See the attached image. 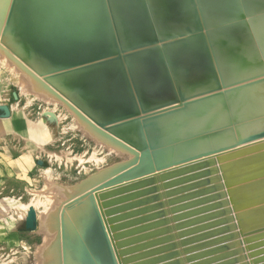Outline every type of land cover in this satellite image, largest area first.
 Wrapping results in <instances>:
<instances>
[{
	"label": "bare ground",
	"instance_id": "1",
	"mask_svg": "<svg viewBox=\"0 0 264 264\" xmlns=\"http://www.w3.org/2000/svg\"><path fill=\"white\" fill-rule=\"evenodd\" d=\"M111 1L82 0L83 3H87L82 11L87 12L90 18L88 22L101 23L104 28L103 18L105 17L108 22V12L112 19L113 9L106 5ZM245 1L247 3L244 10L248 16L243 17L238 13L234 24L223 26L221 24L224 23L222 0H211V7L210 0H196L199 6L198 11L193 8V0H189L190 9L198 19L194 39L177 41L152 39L145 43L142 40L125 42L118 37L117 40L111 37L109 43L113 48L107 50L105 46H100V41L93 38L96 27L89 24L86 25V30L90 33L86 43L91 46L88 50L90 56H46L32 44L31 33L26 32L25 27L32 30L33 21H37V24L40 21L48 29L62 31L65 28L66 31L67 24H79L83 20V16L76 17L77 14L71 13L68 9L69 5L76 1L14 0L7 19L11 0H0V55H2L0 58L8 57L17 66L16 69L20 67L23 70L21 73H24L23 76L26 79L23 81L24 87L37 90L39 94L65 108L82 129L98 140L101 145L104 144L109 152L127 157L125 161L116 162L110 168L100 171L92 180H87L80 187L77 185L78 188H74L76 190L68 195L67 201H64L63 206L57 210L58 264H121L101 207L102 200L115 195L101 200L98 194L147 179H154V183H146L133 190L155 186L160 198L158 201H150L137 208L161 202V208L146 211L140 215H147L161 209L165 212L167 224L171 226V236L177 245L179 264H189L199 260L187 261L185 259L187 254L210 249L233 240L239 243L237 252H241L243 259L236 263L252 264L243 241L244 237L264 229L248 234L241 232L226 193L222 172L219 169L220 163L217 160L220 155L264 142V136L239 142L241 139L264 132V20L256 27L257 20L264 18V6L258 7L256 2L260 1L264 5V0ZM99 3L101 7L98 6ZM259 10L263 11L250 16ZM198 12H200V21ZM228 31H232L231 35ZM114 41L117 43L118 52L114 51ZM107 42L104 39V43ZM139 43L145 44L138 45ZM125 44H133L134 47L124 46ZM83 51L86 53V50H79L78 54ZM97 56L101 58L86 61ZM118 56L120 61L118 64L115 62V70L105 64L93 65L97 61H107ZM75 63L76 65L72 68H64ZM90 64L93 66L80 68ZM76 68L81 70L69 73L71 69ZM23 91V93L27 92ZM148 118L152 120L146 121ZM211 132L214 134H210ZM136 159L138 162L134 164ZM201 162H207V164L191 171L178 172L164 180L159 178L161 173ZM262 167L260 165L255 169ZM198 172L203 174L186 182H179L172 187L162 186L163 182ZM207 177L210 179L201 182ZM193 182L198 185L192 189L168 197L164 194L168 189ZM214 183H218L219 191L223 193V197L217 200L223 201V208L226 210L182 229L211 222L213 224L201 227L187 235L177 236L178 230L174 228V223L189 217L173 221L169 207L205 197L215 191L206 190L171 204H168L167 199L203 189ZM153 195V192H149L135 199ZM219 208L221 207L209 208L194 216L212 213ZM160 218L154 217L141 224ZM100 222L107 240L103 235ZM162 226L166 225L159 227ZM153 229L155 228L141 230L120 240ZM208 231L213 232L188 244H179L180 239ZM166 235H169V232L153 235L154 237L150 238L145 237L133 244L148 243ZM260 240H264V237L256 241ZM163 243L148 244L124 256L155 249ZM196 243H201L203 246L183 252V246ZM262 248L264 244L252 247L251 251ZM233 249L234 247H230L227 250ZM168 250L161 253L160 251L151 252L130 263L167 254L171 251ZM221 252L224 251L215 252L212 256ZM46 253H48L47 258H51L50 262H54L56 256L54 258L49 250ZM259 253L264 254V252ZM207 256L211 254L200 259ZM235 256L237 257V255H231L208 264H215ZM172 258L170 256L167 260ZM167 260L159 259L150 264H162Z\"/></svg>",
	"mask_w": 264,
	"mask_h": 264
},
{
	"label": "water",
	"instance_id": "2",
	"mask_svg": "<svg viewBox=\"0 0 264 264\" xmlns=\"http://www.w3.org/2000/svg\"><path fill=\"white\" fill-rule=\"evenodd\" d=\"M13 3H14V0H11L9 9L7 12V19L11 13ZM108 15H109V20H108L109 26L108 27L110 29L109 36L113 37V33H115L114 23L110 17L109 12H108ZM113 44H114V51L118 52L116 41H114ZM100 56L93 57L91 59L89 58L86 61H91L92 59H96V58L99 59L98 57ZM119 61L120 60L118 56L116 58H112L107 61H104V60L97 61L96 64H93V65L105 64L110 69L115 70L116 69L115 62L116 64H118ZM75 65L76 63L72 65H67L64 68H72ZM93 65L92 64L85 65L80 68H87L88 66H93ZM77 70H81V69L79 68L71 69L69 73H75ZM151 118H148L146 121L152 120ZM263 136H264V132H261L257 135L247 137L246 139H241L239 142H244L247 140H251L253 138H258V137H263ZM217 160L220 163L219 169L222 172L223 182H224V185L226 186V193L229 196L230 205H231L232 210L235 212V217L238 220V224H239V228L241 232L243 234H248V233L255 232L257 230L264 229V142L257 143V144H254V145L242 148V149H238L236 151H232V152L220 155L217 157ZM137 162H138V159L134 161V164H136ZM204 164H207V162H201V163L193 164V165L186 166L183 168H179L173 171L161 173L159 175V178L160 180H164L178 172H182L185 170L191 171V170L199 168L200 166ZM260 165H262L263 167L260 169H255L257 166H260ZM199 174L201 175L203 174V172L202 173L198 172L197 174H190L187 176L173 179L171 181L163 182L162 186L165 188L172 187L173 185H178L177 183L179 182L181 183L186 182L189 179L194 178L195 176L199 177ZM209 179L210 177H207L206 179H204V181H201V182H206V180H209ZM146 183L153 184L154 179L136 181L134 183L116 187V188H113V189H110L108 191L101 192L98 194V197L101 200L115 195L112 198L102 200L101 207L103 210V215L105 217V222L108 225V229L111 233V238L113 239L115 248L117 249V254L119 256L120 263L128 264L130 263V261L138 259L145 255H148L151 252L160 251L161 253L164 250L169 249L171 251L167 254H161L160 256L152 257L146 260H140V261L137 260L135 263H130V264H150L159 259L167 260V258L170 256H172L173 258L165 261L162 264H173V263L179 264L180 258L178 256V253L176 252L177 245L174 242L173 237L171 236V226L167 224L165 212L161 209V210H156L154 212H151L150 214H147V215L146 214L140 215L142 213H145L146 211H153L155 209L161 208L162 207L161 202H156L151 205H146L144 207L137 208V206L148 203L150 201H158V199L160 198L158 194L156 193L155 186L146 187L140 190H133V189L142 187V185ZM193 183H190L188 185H183L180 187L179 186L174 187L172 189H168L165 191L164 194L166 197H168L170 195H173V194H176V193L188 190V189H192L198 185L196 182L194 184ZM217 184L218 183H214L213 185L212 184L208 185L204 187L203 189L189 191V192L179 194L177 196L167 199L168 204H171L173 202L181 201L183 199L191 197L195 194L202 193L206 190L212 189L213 191H215L214 193L209 194L205 197H200L197 199H192L189 201L181 202L179 204L169 207V212L172 213L173 221L189 217L188 219H184V220L174 223V228L178 230L177 236L181 237L201 227H205V226L213 224V222H211L207 224H202V225H197V226H193L190 228L182 229L183 227L189 224L195 223L197 221H202L204 219L209 218L210 215L213 216L214 214H219V212H224L226 210L225 208H223V201L217 200L223 197V193L219 191V187ZM128 191H131V192H128ZM149 192H153L154 195L151 197H146V198L143 197V198L135 199L136 197L138 196L141 197V195H145ZM132 199H135V200H132ZM206 203H209V204H206ZM219 206L221 208H219L218 210L212 213L210 212V213H205L199 216H194L199 213L207 211L209 208L219 207ZM158 216L161 217L158 220L141 224V222L145 220L153 219L154 217H158ZM161 225H166V226L159 227ZM100 226H101L103 235L106 239V236L103 231V225L101 222H100ZM228 226L230 227L231 224ZM150 228H155V229H153L152 231L144 232L143 234L135 235L133 237L120 240V238L125 237L129 234H133L135 232H139L141 230L143 231V230L150 229ZM164 232H169V235L163 236L161 238L153 239V241L148 242V243L146 242V243H140V244H133L135 242H138L144 239L145 237L146 238L148 237L150 238L151 236L154 237L156 235L163 234ZM212 232L213 231H208L206 233H202L197 236L180 239L179 244L180 245L188 244L189 242H193L202 236L211 234ZM263 237H264V230L244 237L243 241L246 244V249L249 252L248 255L251 259L252 264H264V262L261 263V261H264V254L261 255L259 253V252H264V248L251 251L252 247L264 244V240L256 241ZM168 240L170 242H165ZM252 241H256V242H252ZM162 242L164 243L157 246L155 249H150L148 251L146 250L140 251V252L128 255V256H124V254L133 252L134 250L137 251L148 244H156V243L159 244ZM130 244H133V245L129 246ZM199 246H203V245H201V243L200 244L196 243V244L188 245L185 247L183 246V252L192 251L194 250V248L199 247ZM230 247H234V249L227 250ZM237 250H239V243L233 240V241L224 243L222 245H219V246H216L210 249H205L202 251L187 254L185 256V259L187 261L199 259L194 262H189V264H208L215 260L217 261L218 259H223L231 255H237V257L235 256V258L233 257L225 261H219L215 263V264H226V263L237 264L236 262L243 261V259L241 258V252L239 253L237 252ZM218 251H224V252L214 254L212 256L213 253L218 252ZM210 254L211 256H207L205 258L200 259L201 257L210 255Z\"/></svg>",
	"mask_w": 264,
	"mask_h": 264
},
{
	"label": "rangeland",
	"instance_id": "3",
	"mask_svg": "<svg viewBox=\"0 0 264 264\" xmlns=\"http://www.w3.org/2000/svg\"><path fill=\"white\" fill-rule=\"evenodd\" d=\"M6 60L0 58V80L5 83L0 88V107L9 109L13 103L23 105L24 100L17 92L14 96L11 94L16 91L13 78H19L22 73L8 57ZM38 97L49 103L41 105L44 109L34 106V114L26 119L44 125L45 141L36 149V158L22 176L23 181L19 175V179L11 180L13 177H9L7 181L2 179L3 184L0 182V233L3 235L7 232L4 222L10 231L7 236L0 238V264H58L57 210L67 201L68 195L76 190L74 188L92 180L100 171L116 162L127 159L124 155L109 152L103 143L101 145L87 134L58 103L42 94ZM33 98L32 105L38 102L37 97ZM43 110L45 114L41 113ZM2 143L0 139V145ZM47 250L53 253L54 258L56 256L54 262L47 258Z\"/></svg>",
	"mask_w": 264,
	"mask_h": 264
},
{
	"label": "crops",
	"instance_id": "4",
	"mask_svg": "<svg viewBox=\"0 0 264 264\" xmlns=\"http://www.w3.org/2000/svg\"><path fill=\"white\" fill-rule=\"evenodd\" d=\"M75 1L76 2L69 5L68 9L71 13L77 14L76 17L83 16V20L79 24H67L66 31L65 28H63L62 31L48 29L44 27L42 25L43 22L41 24L40 21L38 24L37 21H33L32 30L25 27V31L29 32V34L31 33L30 39L32 40V44L44 55L90 56V51L88 50H90L91 46L86 43L90 34L86 30V25L88 26L89 24L96 27L93 38L101 42L100 46H105L107 50L113 48L109 43L111 37L109 36L110 31L106 18H103L104 28L101 23H99V25L97 22L95 24L90 21L88 22L90 18L87 12L82 11V8L87 3H83L82 0ZM211 3L210 0L209 6ZM246 3L245 0H222L224 23L221 24L223 26L234 24L236 21L235 16H238V13L243 15V17L248 16L247 12L244 10L246 8ZM193 4V8L198 11L199 6L196 0H193ZM106 5L113 9L112 20L115 30L112 37L113 39L115 37L117 40L118 37L119 40L125 42H138V40H142L146 43L152 39H169L177 41L195 38V26L198 19L193 15L190 9L189 0H112L109 4L106 3ZM256 5L258 7L264 6L260 1L256 2ZM98 6L101 7L100 3ZM262 11L263 10H259L250 16H255ZM197 15L200 21V12H198ZM263 20L264 18L258 19L256 27L258 24H261ZM228 32L231 35L232 31ZM240 33H242V31ZM241 36H243V34H241ZM104 39L108 41L106 44L104 43ZM145 43H139L138 45H143ZM132 45L133 44H125L124 46ZM119 46L121 47V42ZM79 50H86V53L83 51L78 54ZM100 53L103 54L102 52ZM4 58L6 59V57L2 59ZM12 65L15 66L14 63ZM6 67L9 68V66ZM17 69L20 70L21 68L18 67ZM21 71L23 72L22 69L19 72ZM23 74L24 73H22L21 76L19 75V78L18 76L12 77L14 79L13 86H15L16 91L11 92V94L14 96L15 92H17V95L23 98L24 104L19 105V103H13L9 109L0 107V139L3 140L2 145H0V182L2 184V179L7 181L9 177H13L11 180H14L18 178L19 175L21 176L20 180L23 181L22 176L31 168L36 158V149L46 138L44 125L41 122L29 121L26 117L34 114V106L42 108V104L49 102L39 99V93L36 90H31L32 88L23 86ZM3 86H5V83L4 80L1 79L0 88ZM22 89L27 92L23 93L25 91ZM17 95H15V97ZM24 95H26V97H24ZM33 96L38 98L37 105L30 104L35 100ZM41 113L45 114V111L43 110ZM4 224L6 226L5 231L7 232H4L5 234L3 235L1 232L0 238L7 236L8 232H10L7 228V223L4 222Z\"/></svg>",
	"mask_w": 264,
	"mask_h": 264
}]
</instances>
